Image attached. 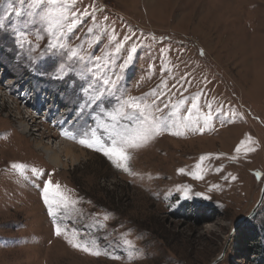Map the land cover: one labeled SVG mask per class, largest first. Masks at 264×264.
<instances>
[{
    "label": "rangeland",
    "instance_id": "1",
    "mask_svg": "<svg viewBox=\"0 0 264 264\" xmlns=\"http://www.w3.org/2000/svg\"><path fill=\"white\" fill-rule=\"evenodd\" d=\"M56 38L84 60L50 49ZM101 76H119L114 94ZM129 98L165 120L129 150L133 175L65 136L106 141ZM263 184L264 0H0V264H257Z\"/></svg>",
    "mask_w": 264,
    "mask_h": 264
},
{
    "label": "snow or ice",
    "instance_id": "2",
    "mask_svg": "<svg viewBox=\"0 0 264 264\" xmlns=\"http://www.w3.org/2000/svg\"><path fill=\"white\" fill-rule=\"evenodd\" d=\"M21 3H24V0H20ZM45 0H36V3L43 4ZM46 2L50 5H57L60 3V0H46ZM16 15H20L19 11H16ZM53 11H49L48 13V23H49V33L53 34V28L55 27L53 21ZM87 15V13H85ZM60 16L63 17V13H60ZM64 27L61 25V28ZM76 27V21H70L67 25V31L71 32ZM91 31V29H89ZM61 36H63V32H61ZM48 47L50 49L56 50H64L68 59L71 60H80L83 61L84 57L79 55L76 49H67L66 45L60 42L59 38L53 40H49ZM136 49L133 47L131 49L132 53H135ZM203 54V53H201ZM132 60V55L129 54L127 60L125 61V66L128 61ZM97 79L103 85L104 91L108 92L111 90V94H114L115 90L118 88V80L119 76H115L113 79H104L102 76L97 77ZM102 96L103 93H100ZM168 105H164V108H167ZM191 109H197V104L192 103ZM191 109H189L188 114L191 115ZM163 110L157 106L154 110L143 102L137 101L135 98L122 99L120 106L115 109L114 112L109 113L108 119L112 121V130L108 132L106 141L103 137H98L96 129H88L80 134L79 138L77 136L69 135L65 133L66 138L73 139L75 142L79 143L83 147L90 148L94 151L102 152V154L107 157L111 163L118 169H122L125 173L133 175L128 166V161L130 160L129 150L137 149L144 146L155 136L159 135L162 131H164V116H157L155 113L162 112ZM213 119L211 113L209 112L203 118V127H207L209 122ZM127 120L133 122L130 126L120 128V121ZM193 131H200L201 127H196L192 129ZM100 132L106 131L105 129H100ZM172 135H181L179 132H172ZM246 142H241V145L236 148V151L239 153L241 148L244 146ZM251 150V149H249ZM205 159V157H201V160ZM13 169L18 171H23L24 166L20 164L11 165ZM200 167L199 164L196 166ZM34 175H43V173L38 172L37 169H31ZM183 170H181L182 172ZM195 178L199 179L201 177L196 176ZM235 179V177H233ZM59 186H57L58 188ZM50 190H52L51 182H47L44 188V192L47 194ZM45 205L48 207L49 216L55 217L57 212L53 210V203H57L56 200L49 201L47 195L44 199ZM60 202L62 206L67 209L69 207L68 201L63 196H60ZM59 206V204H58ZM107 219V217H105ZM66 229H62L59 224L55 225V234L57 236L65 235ZM75 235V234H74ZM65 238L67 236L65 235ZM68 243L73 247L82 248L83 251L89 252L92 255H100L99 252L91 251L87 246L74 243L72 239H68ZM130 245V241H125Z\"/></svg>",
    "mask_w": 264,
    "mask_h": 264
},
{
    "label": "trees",
    "instance_id": "3",
    "mask_svg": "<svg viewBox=\"0 0 264 264\" xmlns=\"http://www.w3.org/2000/svg\"><path fill=\"white\" fill-rule=\"evenodd\" d=\"M249 236L252 237V241L256 243L255 245V257L257 258L256 263L264 264V245H263L264 241L260 240V238L263 236L262 232H259V230L253 228L250 230Z\"/></svg>",
    "mask_w": 264,
    "mask_h": 264
},
{
    "label": "bare ground",
    "instance_id": "4",
    "mask_svg": "<svg viewBox=\"0 0 264 264\" xmlns=\"http://www.w3.org/2000/svg\"><path fill=\"white\" fill-rule=\"evenodd\" d=\"M61 145H63V152L65 151L66 152V154H67V156L68 157H70V158H74V159H76V157L77 156H75V155H73L72 154V152H71V147H72V145H68V144H65V143H63V144H61ZM81 154H83V152L82 151H79ZM62 153V152H61ZM52 154V156L50 157V160L54 163V164H56L57 163V165H60L59 163H60V155H57L56 153H51Z\"/></svg>",
    "mask_w": 264,
    "mask_h": 264
},
{
    "label": "water",
    "instance_id": "5",
    "mask_svg": "<svg viewBox=\"0 0 264 264\" xmlns=\"http://www.w3.org/2000/svg\"><path fill=\"white\" fill-rule=\"evenodd\" d=\"M264 201V184L261 190V195H260V199L258 201V203L255 206V209L253 211V213L251 214V216L258 210V208L262 205ZM223 256H220L213 264H218L221 260H222Z\"/></svg>",
    "mask_w": 264,
    "mask_h": 264
}]
</instances>
